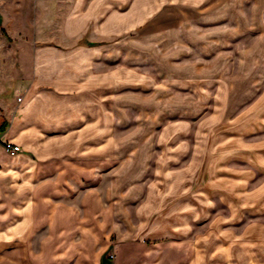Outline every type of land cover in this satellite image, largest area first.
<instances>
[{
  "label": "crops",
  "instance_id": "obj_1",
  "mask_svg": "<svg viewBox=\"0 0 264 264\" xmlns=\"http://www.w3.org/2000/svg\"><path fill=\"white\" fill-rule=\"evenodd\" d=\"M152 3L73 0L68 13L61 10L50 22L30 19L27 26L33 27V40L14 42L3 51L10 64L1 71L0 243L16 244L10 246L8 259L0 264H31L27 257L38 242L43 247L51 239L96 237L102 228L104 233L114 231L115 222L108 218L107 207L100 209L102 223L93 218L82 226L74 218L82 223V215L93 217L98 206H103L96 187L87 191L95 192V209L93 198H82L80 189L86 175L102 173L103 165L113 162L115 96L123 99L125 89L134 88L125 80L130 77L125 75L130 66L129 42H145L142 37L130 39L129 32L143 23L151 10L147 5ZM0 61L4 63L2 58ZM207 80L170 85L208 90ZM178 130L175 132H181ZM170 140H162L165 148L173 142ZM6 141L19 144L21 149L10 152ZM214 142L207 146L206 157L202 150L187 154L183 167L173 163L184 149L179 147L173 154L165 151L156 165L160 174L172 170L171 181L145 183L131 232L125 235L122 231L116 240L105 242L89 264H264V223L249 219L236 229L223 223L225 214L216 216L218 212L210 209V217L208 189L217 182L203 180L205 170L217 166L224 174H232L233 183L227 187L234 190V196L228 199L239 213L229 217L230 221L256 208L259 194H264V187L258 189L257 184L248 194L242 193L251 185L245 180L247 175L254 176L258 161L247 162L251 169L242 174L230 161L238 160L235 146L242 149L247 144L237 141L231 149L223 138ZM253 147L257 151L258 143ZM249 148L252 150L251 144ZM215 152L217 157L212 155ZM208 158L218 161L209 165ZM196 172L202 177L195 183ZM167 185L170 197L166 196ZM71 189L77 190L73 198L65 193L61 196L60 191ZM219 190H226L225 183Z\"/></svg>",
  "mask_w": 264,
  "mask_h": 264
},
{
  "label": "rangeland",
  "instance_id": "obj_2",
  "mask_svg": "<svg viewBox=\"0 0 264 264\" xmlns=\"http://www.w3.org/2000/svg\"><path fill=\"white\" fill-rule=\"evenodd\" d=\"M72 2L0 0V42H4L0 43L4 62L0 63V97L1 71L10 64L3 51L14 42L33 40L35 32L32 26H27L29 21L32 23L39 17L46 20L45 23L50 22L61 10L68 13ZM149 5L151 10L148 9L143 23L129 32L130 39L142 37L145 42H129L130 66L125 75L130 77L125 80L134 88L125 89L123 99L115 96L113 162L104 164L102 173L86 175L80 189L82 198H93L95 209V192L88 194L87 191L96 187L103 206H98L99 213L93 217L82 215V223L74 218L76 224L82 226L93 218L99 224L103 221L100 209L107 207L108 218L112 217L116 227L110 234L106 230L104 233L102 228L96 237H67L58 239L59 242L51 239L43 247L35 243L34 251L30 250L27 257L31 264H73L75 261L89 264L105 242L116 240L122 231L129 234L135 223V208L144 196L145 183L172 179V170L160 174L156 165L165 151L173 154L179 147L184 149V154H178L173 163L183 167L181 163L191 152L196 154L202 150L200 153L206 157L207 146L210 142L213 145L218 137L228 141L226 146L231 149L240 141L247 146L242 147L243 150L235 146L238 160L230 162L243 174L244 170L251 169L247 162L258 161L254 176L247 175L245 180L251 185L242 193L248 194L256 184L258 189L264 187V0H153ZM204 78H209L208 90L170 85ZM174 117H178L177 121L171 122ZM176 129L181 132L176 133ZM170 138L173 142L165 143V148L162 140ZM253 143H258L257 151L253 150ZM217 153L212 155L217 157ZM251 154L253 158L249 157ZM212 160L213 163L218 161L208 158L207 163L210 165ZM217 167L205 170L203 175V180L212 178L217 182L208 189L210 217H213L210 209L218 212L216 216L225 214L227 218L223 223L236 229L249 219L264 223V194H259L256 208L246 212L247 206H243L244 212L232 219L239 213L233 200L230 204L228 199L234 196V190L227 187L232 185L233 176ZM193 177L196 183L202 175L196 172ZM224 183L226 190H219ZM165 189L166 196L170 197L169 185ZM75 192L77 194L74 189L60 191L61 196ZM229 217H232L230 221ZM57 243L59 250H56ZM15 244L0 243V262L5 257L8 259L10 246ZM24 255H21L22 261L26 262Z\"/></svg>",
  "mask_w": 264,
  "mask_h": 264
},
{
  "label": "built area",
  "instance_id": "obj_3",
  "mask_svg": "<svg viewBox=\"0 0 264 264\" xmlns=\"http://www.w3.org/2000/svg\"><path fill=\"white\" fill-rule=\"evenodd\" d=\"M18 100L20 101V98H18ZM5 147L7 148V150H9L10 152H17L21 149L20 145L13 142V141H6L5 142Z\"/></svg>",
  "mask_w": 264,
  "mask_h": 264
}]
</instances>
